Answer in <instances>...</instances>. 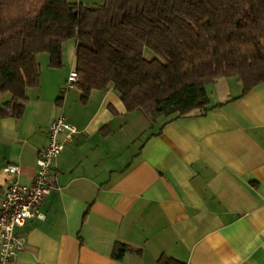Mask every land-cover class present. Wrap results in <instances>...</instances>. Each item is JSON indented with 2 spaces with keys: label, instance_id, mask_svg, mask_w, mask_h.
<instances>
[{
  "label": "crops",
  "instance_id": "obj_1",
  "mask_svg": "<svg viewBox=\"0 0 264 264\" xmlns=\"http://www.w3.org/2000/svg\"><path fill=\"white\" fill-rule=\"evenodd\" d=\"M66 45L62 68L38 56L23 116H0V198L14 181L9 165L33 183L58 117L79 131L56 161L46 219L16 230L27 245L10 264H264V84L242 97L237 78L217 80L206 116L152 122L128 113L114 88L86 101L65 91L77 44L69 60ZM11 99L0 92V108ZM118 242L140 254L116 260Z\"/></svg>",
  "mask_w": 264,
  "mask_h": 264
},
{
  "label": "trees",
  "instance_id": "obj_2",
  "mask_svg": "<svg viewBox=\"0 0 264 264\" xmlns=\"http://www.w3.org/2000/svg\"><path fill=\"white\" fill-rule=\"evenodd\" d=\"M70 40L84 101L114 88L128 113L152 122L206 116L217 80L237 78L242 97L264 84V0H0V92L12 97L2 118L23 116L27 91L40 85L38 56L62 68ZM127 253L140 251L118 242L113 257Z\"/></svg>",
  "mask_w": 264,
  "mask_h": 264
},
{
  "label": "built area",
  "instance_id": "obj_3",
  "mask_svg": "<svg viewBox=\"0 0 264 264\" xmlns=\"http://www.w3.org/2000/svg\"><path fill=\"white\" fill-rule=\"evenodd\" d=\"M79 75L71 72L65 91L79 83ZM78 129L65 116L58 117L49 127L48 142L39 152L36 176L31 185H22L18 181L21 168L9 165L5 173L14 181L6 188L0 198V264H10L25 249L27 239L16 233L31 220L44 221L46 215L42 207L47 196L53 190L52 177L57 159L62 155L68 143L73 142Z\"/></svg>",
  "mask_w": 264,
  "mask_h": 264
},
{
  "label": "rangeland",
  "instance_id": "obj_4",
  "mask_svg": "<svg viewBox=\"0 0 264 264\" xmlns=\"http://www.w3.org/2000/svg\"><path fill=\"white\" fill-rule=\"evenodd\" d=\"M69 1L72 3H76V4H83L84 6L89 7V8H95V7L101 6L106 2V0H69ZM74 43H75V40H70L67 42L66 55H67L68 60L72 58L71 51L69 50V48H71V46L73 48ZM145 55L147 56L148 59H152L153 57H155V55L149 50L146 51ZM225 82H227V79H221L218 84L219 86L222 87L225 85L224 84Z\"/></svg>",
  "mask_w": 264,
  "mask_h": 264
}]
</instances>
